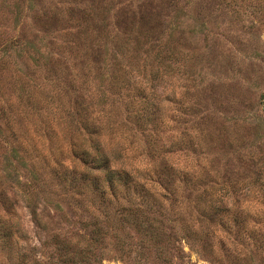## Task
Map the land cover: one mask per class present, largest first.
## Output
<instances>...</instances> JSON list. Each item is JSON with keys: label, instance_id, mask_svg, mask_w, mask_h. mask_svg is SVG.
<instances>
[{"label": "trees", "instance_id": "1", "mask_svg": "<svg viewBox=\"0 0 264 264\" xmlns=\"http://www.w3.org/2000/svg\"><path fill=\"white\" fill-rule=\"evenodd\" d=\"M62 6L53 1L32 13L43 22L40 35L4 40L6 30L0 29V248L14 264H81L96 260L105 234L101 224L111 219L147 229L150 238L158 231L145 227L144 219L218 223L216 168L211 164L203 172L208 142L202 138L209 133L206 122L221 110L200 95L213 91L214 82L193 70L190 53L171 46L172 25L154 34L151 25L138 29L128 14L113 31L94 11L91 17L85 6L78 9L95 29L79 26L63 48L53 33ZM40 83L39 97L33 89ZM173 123L183 124L178 135ZM177 152L187 160L178 163ZM61 202L77 219H89L83 223L90 225L88 235L50 232L41 244L56 259L42 260L34 256L38 246L20 232L18 208L23 205L48 230L50 209L68 219ZM200 230L191 227L188 235L202 245Z\"/></svg>", "mask_w": 264, "mask_h": 264}, {"label": "rangeland", "instance_id": "2", "mask_svg": "<svg viewBox=\"0 0 264 264\" xmlns=\"http://www.w3.org/2000/svg\"><path fill=\"white\" fill-rule=\"evenodd\" d=\"M53 1L63 3L62 16L53 23L58 28L53 33L63 48L79 26L88 24V33L95 29L90 15L78 10L84 6L91 17L94 11L113 31L114 23L120 24L126 14L138 29L151 25L154 34L161 29L165 34L172 25L171 46L190 53L193 70L214 82L213 91H201V99L221 110L219 117L206 122L209 133L202 138L208 142L203 172L211 164L216 168L221 205L218 223L212 219H144L145 227L152 225L158 231L150 238L147 229L111 219L101 224L105 234L96 260L81 264H264V0H0V25H5L0 29L6 30L2 38L42 34L43 22L34 20L32 13ZM70 4L75 9L64 10ZM43 67L39 68L42 74ZM172 80L179 96L180 81L176 76ZM43 84L33 89L35 95L42 96ZM43 104L44 100L39 105ZM223 117L229 119L222 121ZM182 126L173 123L172 133L178 135ZM174 156L178 163L187 160L184 152ZM232 187L234 191L229 190ZM61 205L68 219L50 209L52 218L44 219L48 230H41L23 205L18 208L20 232L28 235L29 244L38 246L34 256L42 260L56 259L41 244L50 232L88 235L90 225L85 228L83 223L89 219H77L78 214ZM191 227L201 228L205 243L191 240ZM14 262L13 255L0 248V264Z\"/></svg>", "mask_w": 264, "mask_h": 264}]
</instances>
